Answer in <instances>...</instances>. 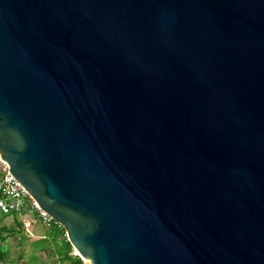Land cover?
Here are the masks:
<instances>
[{
    "label": "water",
    "instance_id": "1",
    "mask_svg": "<svg viewBox=\"0 0 264 264\" xmlns=\"http://www.w3.org/2000/svg\"><path fill=\"white\" fill-rule=\"evenodd\" d=\"M0 158L85 264H264V0H0Z\"/></svg>",
    "mask_w": 264,
    "mask_h": 264
},
{
    "label": "rangeland",
    "instance_id": "2",
    "mask_svg": "<svg viewBox=\"0 0 264 264\" xmlns=\"http://www.w3.org/2000/svg\"><path fill=\"white\" fill-rule=\"evenodd\" d=\"M44 231L39 221L26 231L12 216L0 215V249L2 250L0 264L59 263V258L52 252V246L45 247L39 241ZM81 259L85 263L84 258Z\"/></svg>",
    "mask_w": 264,
    "mask_h": 264
},
{
    "label": "built area",
    "instance_id": "3",
    "mask_svg": "<svg viewBox=\"0 0 264 264\" xmlns=\"http://www.w3.org/2000/svg\"><path fill=\"white\" fill-rule=\"evenodd\" d=\"M0 214L15 218L28 231L37 221L42 227L57 223L39 207L20 181L10 172L9 165L0 158Z\"/></svg>",
    "mask_w": 264,
    "mask_h": 264
},
{
    "label": "trees",
    "instance_id": "4",
    "mask_svg": "<svg viewBox=\"0 0 264 264\" xmlns=\"http://www.w3.org/2000/svg\"><path fill=\"white\" fill-rule=\"evenodd\" d=\"M1 217H5V215H1ZM43 228L45 229L44 236L39 238V241H41L45 247H47V246L51 247L52 246L53 254L55 256H57L59 259H61L60 263H64V261H67L68 264H85L78 254H73L71 257L70 254L66 253L65 255L62 256V252L57 250L55 248V246H53L52 243H53L54 238L57 236V234L54 237L51 233V230H53V229H55V230L59 229L60 230V228H61V230H64V228L62 226H58L57 224H51V225L43 227ZM64 239H66V237ZM49 240H51V241H49ZM66 241L68 244H70L67 239H66ZM1 252H2V250L0 249V262L2 261ZM54 264H59V263H54Z\"/></svg>",
    "mask_w": 264,
    "mask_h": 264
},
{
    "label": "crops",
    "instance_id": "5",
    "mask_svg": "<svg viewBox=\"0 0 264 264\" xmlns=\"http://www.w3.org/2000/svg\"><path fill=\"white\" fill-rule=\"evenodd\" d=\"M51 233L54 237L57 234V236L54 238L52 244H53V246H55V248L57 250L62 252V256L65 255L66 253L70 254L71 257L73 254H77L76 250L73 249L71 244H68L66 241L67 237H66L65 229L64 230H61V228H60V230L59 229H57V230L53 229V230H51ZM43 236H44V233L39 238H41ZM65 237H66V239H64ZM49 241H51V240H49ZM60 261H61V259H59V264H68L67 261H64V263H60Z\"/></svg>",
    "mask_w": 264,
    "mask_h": 264
},
{
    "label": "bare ground",
    "instance_id": "6",
    "mask_svg": "<svg viewBox=\"0 0 264 264\" xmlns=\"http://www.w3.org/2000/svg\"><path fill=\"white\" fill-rule=\"evenodd\" d=\"M77 252V251H76ZM78 253V252H77ZM79 254V253H78Z\"/></svg>",
    "mask_w": 264,
    "mask_h": 264
}]
</instances>
